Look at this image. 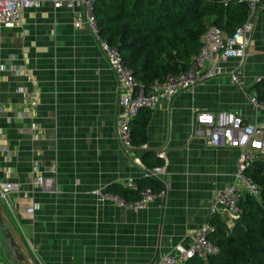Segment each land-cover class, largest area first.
Segmentation results:
<instances>
[{"label": "crops", "instance_id": "0c3cea01", "mask_svg": "<svg viewBox=\"0 0 264 264\" xmlns=\"http://www.w3.org/2000/svg\"><path fill=\"white\" fill-rule=\"evenodd\" d=\"M40 1V9L22 10L20 27H0V180L19 187L2 206L26 257L15 252L12 227L0 214V264H151L189 247L190 236L212 223L217 193L235 183L240 156L239 149L193 138L196 113L231 111L264 123V111L251 103L264 80V0L244 63H221L239 71L240 83L213 79L141 111L132 129L147 122L148 149L134 144L130 152L116 135L119 83L92 33L75 27L81 12ZM159 152L166 158L155 181L168 188L147 210L93 194L148 179L144 171ZM34 167L57 180L58 195L34 187ZM30 207L32 216L25 214ZM222 220L228 229L236 223Z\"/></svg>", "mask_w": 264, "mask_h": 264}, {"label": "built area", "instance_id": "2783aa9c", "mask_svg": "<svg viewBox=\"0 0 264 264\" xmlns=\"http://www.w3.org/2000/svg\"><path fill=\"white\" fill-rule=\"evenodd\" d=\"M246 4L249 14L245 23L236 28L229 35L221 28L212 27L202 38V48L195 56L186 72L170 74L164 81H155L146 86L140 82L133 71L126 65L118 47L111 45L101 35L97 17L98 0H52L55 10L66 8L81 12L74 21L76 28H87L99 44L101 52L107 60L109 69L119 83L118 106L120 111L116 118V135L126 152L135 149L133 143L132 124L143 110H155L161 103H171L180 93L193 90L196 86L210 80L228 77L233 83L239 84L238 70L224 68L221 63L230 59H237L244 63L248 54L251 35L254 30V16L262 0H235ZM40 0H0V27L12 29L23 24L22 10L40 9ZM256 110L264 111V102L258 98L251 99ZM34 109L36 102L32 101ZM205 138L212 147L227 145L239 149L240 156L237 164L236 181L224 190L217 193L212 204V217H220L233 223L243 214L240 207L241 200L248 195L257 200L261 199V187L247 174L253 163L264 158V123L250 124L239 113L231 111L198 112L194 118L193 138ZM140 148L148 149L144 144ZM158 159L165 160V152L157 154ZM135 162L140 164V160ZM164 172L163 165L144 171L145 178L157 179ZM33 185L47 194L58 195L60 190L54 177L43 175L38 167L33 168ZM124 187L137 194L136 200H126L119 195L106 190H97L93 194L102 202H111L114 205L140 212L147 210L150 204L158 197H164L168 185L156 192L150 187H141L136 179H129ZM19 187L10 181L0 180V199L7 201L9 195L18 193ZM24 194V198H28ZM36 207L25 209V214L32 216ZM215 229L212 223L206 224L198 232L190 236V245L187 248H178L173 254L157 257L151 264H186L193 259L209 261L221 254L219 246L210 240Z\"/></svg>", "mask_w": 264, "mask_h": 264}, {"label": "trees", "instance_id": "16d2710c", "mask_svg": "<svg viewBox=\"0 0 264 264\" xmlns=\"http://www.w3.org/2000/svg\"><path fill=\"white\" fill-rule=\"evenodd\" d=\"M96 12L103 38L119 48L135 77L150 86L170 74L186 72L208 30L217 27L232 35L247 20L249 9L235 0H98ZM256 89L258 100L264 102V80ZM146 126L145 121L132 129L134 144H145ZM151 158L149 167L162 165L160 159ZM247 174L261 187V199L243 197V214L232 229L220 217L213 218L210 240L221 254L186 264H264V158L256 160ZM137 181L156 192L163 188L153 179ZM106 191L129 201L138 198L126 187L115 185Z\"/></svg>", "mask_w": 264, "mask_h": 264}, {"label": "water", "instance_id": "95a60500", "mask_svg": "<svg viewBox=\"0 0 264 264\" xmlns=\"http://www.w3.org/2000/svg\"><path fill=\"white\" fill-rule=\"evenodd\" d=\"M2 200L0 199V214L2 215V217L6 218L8 220V222L10 223L11 225V230H12V233L14 234V237L12 235L11 232L7 231L8 233V238L10 239L11 243H12V247L16 248L15 249V252L18 254V256L22 259V260H26V257L24 256V254L20 251V249H22V246H21V241H19V236L17 235V232L15 231L14 227L12 226V223L10 221V218L9 216L7 215L6 211L3 209V206H2ZM2 220V218H1ZM3 221V220H2ZM19 246V248H17ZM35 264V263H34Z\"/></svg>", "mask_w": 264, "mask_h": 264}, {"label": "rangeland", "instance_id": "374dc122", "mask_svg": "<svg viewBox=\"0 0 264 264\" xmlns=\"http://www.w3.org/2000/svg\"><path fill=\"white\" fill-rule=\"evenodd\" d=\"M226 221H228V220H226Z\"/></svg>", "mask_w": 264, "mask_h": 264}]
</instances>
